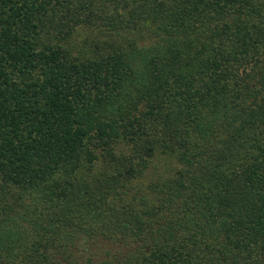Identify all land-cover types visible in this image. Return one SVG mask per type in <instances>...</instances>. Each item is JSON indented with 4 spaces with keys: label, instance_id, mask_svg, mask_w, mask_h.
<instances>
[{
    "label": "trees",
    "instance_id": "1",
    "mask_svg": "<svg viewBox=\"0 0 264 264\" xmlns=\"http://www.w3.org/2000/svg\"><path fill=\"white\" fill-rule=\"evenodd\" d=\"M0 264H264V0H0Z\"/></svg>",
    "mask_w": 264,
    "mask_h": 264
}]
</instances>
